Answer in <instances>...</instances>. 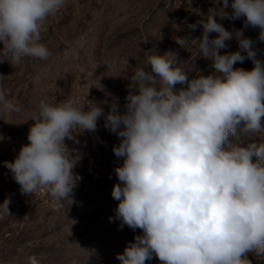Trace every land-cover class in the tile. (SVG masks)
Returning <instances> with one entry per match:
<instances>
[{
	"label": "clouds",
	"instance_id": "clouds-1",
	"mask_svg": "<svg viewBox=\"0 0 264 264\" xmlns=\"http://www.w3.org/2000/svg\"><path fill=\"white\" fill-rule=\"evenodd\" d=\"M64 6L65 0H0V62L46 60L42 27ZM199 15L188 28L202 25L201 36L174 41L185 50L195 42L199 57L211 62V74L197 69L190 78L168 51L149 55L146 67L128 77L123 112L116 102L105 112L87 99L79 107L72 98L41 100L29 119L28 143L4 162L22 195L45 190L57 202L73 203L81 177L65 141L78 143V135L96 132L103 117L105 129L120 138L113 152L123 160L115 168L119 183L111 196L118 204L109 220L142 232L116 254L120 264H146L153 256L160 264H251L248 253L264 256V142L232 141L238 132H264V60L243 30L217 22L243 17L244 27L258 28L257 39L264 42V0H213ZM233 39L238 50L221 54ZM245 59L251 70L234 67ZM0 111H20L2 86ZM10 204L6 196L0 218L11 216ZM29 264L40 261L33 256Z\"/></svg>",
	"mask_w": 264,
	"mask_h": 264
},
{
	"label": "rangeland",
	"instance_id": "rangeland-1",
	"mask_svg": "<svg viewBox=\"0 0 264 264\" xmlns=\"http://www.w3.org/2000/svg\"><path fill=\"white\" fill-rule=\"evenodd\" d=\"M212 6L213 0H65V6L42 27L40 43L50 52L46 60L25 57L19 64L0 62V86L20 108L19 112L0 111V136L4 137L0 140V204L6 196L11 198V216L0 218V264H29L33 256L40 264H120L116 254L142 232L127 226L120 229L119 221L109 220L118 204L111 196L113 185L119 183L115 168L123 160L113 152L120 138L105 129L103 117L97 121L96 132L78 135V143L65 141L69 155L77 161L74 173L81 177L73 203L57 202L45 190L22 195L4 162L13 161L28 143L33 123L29 119L41 100L54 104L72 98L79 107L87 99L100 102L105 112L116 102L123 112L128 77L136 67H146L149 55L168 51L177 54L190 78L197 69L211 74V62L199 57L195 42L185 50L174 40L176 36L199 38L202 25L194 31L188 25L197 23L202 18L199 13L206 14ZM217 22L230 31L243 30L264 60L258 28H245L243 17L217 18ZM215 35L211 33L210 38ZM226 43L221 54L239 48L235 39ZM234 67L251 70L253 63L245 59ZM146 70L151 71V66ZM232 141L241 146L261 143L264 132H238ZM247 258L251 264H264V256L255 252ZM146 264L160 261L153 256Z\"/></svg>",
	"mask_w": 264,
	"mask_h": 264
}]
</instances>
